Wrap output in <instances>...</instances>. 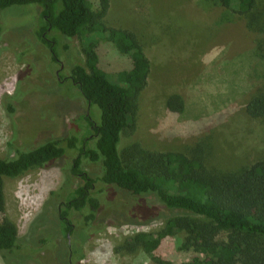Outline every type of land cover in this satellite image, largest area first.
Instances as JSON below:
<instances>
[{"label":"rangeland","instance_id":"374dc122","mask_svg":"<svg viewBox=\"0 0 264 264\" xmlns=\"http://www.w3.org/2000/svg\"><path fill=\"white\" fill-rule=\"evenodd\" d=\"M89 1L99 9V0ZM257 3L264 19V0ZM41 13L42 7L35 4L0 10L3 158L67 135H91L85 115L91 113L100 122L101 111L97 105L90 107L69 79L72 66L87 60L86 49L94 46L99 67L112 81L132 67V59L100 33L68 37L50 31L47 37L55 42L59 61L55 60L44 41ZM103 21L134 32L151 61L133 127L122 137V153L137 143L149 151L192 156L193 144L205 134L210 139L199 156L208 167L239 170L264 159V115L251 118L246 112L247 103L264 86V33L211 0H111ZM172 94L182 96V113L167 107ZM78 153L68 149L44 168L4 178L6 212H0V222L8 216L16 225L21 247L0 253V264H68L69 242L58 212L70 190L82 183L76 178L66 185ZM82 168L96 180L92 194L99 197L101 208L94 225L97 232L81 246L84 256L79 264H155L148 254L123 255L114 248L126 236L159 230L176 211L154 195L135 198L105 185L100 161L84 159ZM86 214L85 209L71 215L80 241L89 231L81 229ZM183 237L179 233L165 238L156 254L174 264L188 261L193 251L180 249ZM70 239L74 249L80 247L73 235Z\"/></svg>","mask_w":264,"mask_h":264},{"label":"trees","instance_id":"16d2710c","mask_svg":"<svg viewBox=\"0 0 264 264\" xmlns=\"http://www.w3.org/2000/svg\"><path fill=\"white\" fill-rule=\"evenodd\" d=\"M211 1L232 9L254 29L264 33V19L258 12L257 0ZM29 4L42 7L44 30L51 27L50 31L68 37L104 34L121 54L132 59V67L118 72L117 81H112L99 67L98 58L92 53L94 46L86 49L87 60L75 63L70 73L90 107L97 105L100 109V122H96L91 113L87 114L89 137L80 139L71 134L18 151L14 157H0V212H6L5 177L16 178L30 170L44 168L64 157L68 149H77L79 153L66 185L76 178L82 183L70 190L58 212L65 235L71 234L80 242V247L74 249L76 264L84 256L81 246L97 232L94 225L101 208L99 197L92 194L96 180L82 168L84 159L101 162L100 179L105 185H115L135 198L154 195L167 209L176 211L159 230L124 237L114 248L116 253H145L155 264H174L156 252L165 238L183 233L180 249L193 251V254L180 264H264V159L239 170L208 167L199 156L210 139L205 134L193 144L192 156L177 151H149L137 143L131 146L132 150L122 153L123 134L133 127L138 99L151 74V61L143 44L134 32L104 23L111 0H99L98 10L89 0H0V10ZM255 19L258 22L254 23ZM1 53L2 27L0 56ZM53 58L57 60L55 52ZM166 105L178 113L185 109L179 94L170 95ZM246 112L251 118L264 115V86L247 103ZM85 209L88 214L81 229L89 231L80 241L71 215ZM20 247L17 227L5 216L0 222V253H12Z\"/></svg>","mask_w":264,"mask_h":264},{"label":"flooded vegetation","instance_id":"af4514ba","mask_svg":"<svg viewBox=\"0 0 264 264\" xmlns=\"http://www.w3.org/2000/svg\"><path fill=\"white\" fill-rule=\"evenodd\" d=\"M50 28L51 27H49L48 28V30H44L43 31V37H44V41H46V42H48V43H50V47H51V50H52V44H54V41L52 40V41H50L49 39H48V37H47V35H48V33H50ZM52 42V43H51ZM53 52V51H52ZM54 53V52H53ZM57 60H58V58H57ZM59 61V60H58ZM62 67V66H61ZM57 75L58 76H60V73H59V71H57ZM70 78V81L73 83V85H76V82L74 81V79L72 78V76H71V74H70V76H69ZM69 79H67V80H69ZM61 81H63V80H61ZM67 239H68V244H69V252H68V256H67V260H68V264H76V260H75V258H76V255H75V252H74V248H73V244H72V240L70 239L71 238V234H67Z\"/></svg>","mask_w":264,"mask_h":264}]
</instances>
